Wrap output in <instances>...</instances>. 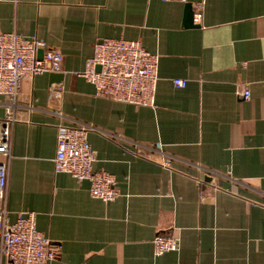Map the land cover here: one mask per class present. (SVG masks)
Masks as SVG:
<instances>
[{
	"label": "crops",
	"instance_id": "crops-1",
	"mask_svg": "<svg viewBox=\"0 0 264 264\" xmlns=\"http://www.w3.org/2000/svg\"><path fill=\"white\" fill-rule=\"evenodd\" d=\"M187 4L203 5L193 27ZM0 32L64 57L60 79L22 84L6 191L9 221L37 213L60 248L50 264H264V0H0ZM101 39L160 56L155 108L98 97L75 75ZM6 109L0 96V120ZM61 124L94 129L93 168L116 178L115 201L55 171ZM158 234L179 249L156 255Z\"/></svg>",
	"mask_w": 264,
	"mask_h": 264
},
{
	"label": "built area",
	"instance_id": "built-area-1",
	"mask_svg": "<svg viewBox=\"0 0 264 264\" xmlns=\"http://www.w3.org/2000/svg\"><path fill=\"white\" fill-rule=\"evenodd\" d=\"M202 8V4L195 8L194 21L197 23L202 19ZM40 51H43L42 59H39ZM159 62L160 56L148 52L140 41L101 39L96 42L92 57L86 61L85 70L75 75L92 83L98 97L136 107L155 108ZM63 63V54L47 47L41 39L0 32V96L5 99L7 107L6 117L0 120V264H50L60 254V248L54 247L38 230L37 213L22 212L14 223L9 221L6 191L16 121L14 108L22 84L41 75L64 74ZM97 67L101 70L98 71ZM173 83L180 88L187 85L182 79H175ZM53 88L62 91L61 85ZM243 98L250 99L249 90L244 91ZM92 130L87 125L58 126L55 171L70 174L79 183L89 182L91 197L110 203L120 197V192L112 174L94 171L96 153L88 140ZM164 164L169 166V162ZM153 245L156 255L160 256L177 251L179 240L158 234Z\"/></svg>",
	"mask_w": 264,
	"mask_h": 264
},
{
	"label": "water",
	"instance_id": "water-1",
	"mask_svg": "<svg viewBox=\"0 0 264 264\" xmlns=\"http://www.w3.org/2000/svg\"><path fill=\"white\" fill-rule=\"evenodd\" d=\"M185 24L186 26L193 27L194 25V11L192 9L191 4H187L185 8ZM43 56V51L39 52V59H42ZM97 70L100 71L101 67H97ZM54 75L55 79H60V76L57 74H52Z\"/></svg>",
	"mask_w": 264,
	"mask_h": 264
}]
</instances>
